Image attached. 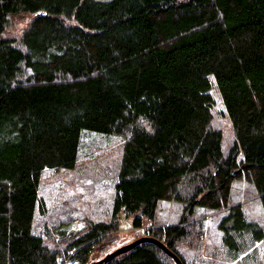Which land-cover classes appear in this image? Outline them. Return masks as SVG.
<instances>
[{
	"label": "trees",
	"instance_id": "obj_1",
	"mask_svg": "<svg viewBox=\"0 0 264 264\" xmlns=\"http://www.w3.org/2000/svg\"><path fill=\"white\" fill-rule=\"evenodd\" d=\"M22 13L21 32L4 36ZM82 129L124 137L113 195L107 218L55 239L36 228L40 178L74 167ZM240 177L264 207V0H0V264H85L119 213L137 227L164 199L219 209ZM241 210L229 205L217 225L233 257L246 234L263 236ZM184 221L148 233L178 254L198 226ZM165 253L140 241L99 264H173Z\"/></svg>",
	"mask_w": 264,
	"mask_h": 264
},
{
	"label": "rangeland",
	"instance_id": "obj_2",
	"mask_svg": "<svg viewBox=\"0 0 264 264\" xmlns=\"http://www.w3.org/2000/svg\"><path fill=\"white\" fill-rule=\"evenodd\" d=\"M30 18L29 13L9 17L5 22L4 36H17ZM209 93L213 98L211 124L221 131V148L223 152H227L234 137L230 120L214 85ZM123 138L122 134L81 130L74 167L46 169L41 174L38 192L41 206L39 205V211L36 212L37 230H47L55 239L60 235L69 238L85 230L86 221L107 218L113 195V176ZM227 199V206L219 209L194 206L190 213H187L189 211L184 207V202L160 200L157 201L153 219L144 218L137 227L132 225L131 215L121 212L118 216V227L105 233L95 243L87 261L97 260L136 238L149 236V229L176 223L180 215H184V222H195L198 225L188 238L178 244L177 253L183 257L185 264H264V207L255 185L242 177L236 178L230 184ZM234 203L241 204V211L247 221L255 222L263 230V236L259 240L251 241L249 234H246L247 238L242 237L240 240L244 242V250L236 257L230 255L231 252L221 239L222 231L217 226L220 218L226 214L227 207ZM66 214L72 216L71 219ZM59 220L68 222L59 225ZM199 222L202 223L200 226Z\"/></svg>",
	"mask_w": 264,
	"mask_h": 264
},
{
	"label": "water",
	"instance_id": "obj_3",
	"mask_svg": "<svg viewBox=\"0 0 264 264\" xmlns=\"http://www.w3.org/2000/svg\"><path fill=\"white\" fill-rule=\"evenodd\" d=\"M140 241H151L153 243H156L161 248V250L166 252L165 254H168L174 260L175 264H183L181 259L179 258V256L177 254H175V252L170 250L161 240L157 239L154 236H150V235L149 236L145 235V236L136 238L135 240H133V241H131V242H129V243L123 245V246H120V247L116 248L115 250H113V251H111L109 253H106L101 258H99L97 260H94V261L87 262L85 264H99V263H102L103 261L108 260L113 255H115L117 253H120L122 251H125L126 249H129L130 247H132L133 245L139 243Z\"/></svg>",
	"mask_w": 264,
	"mask_h": 264
}]
</instances>
